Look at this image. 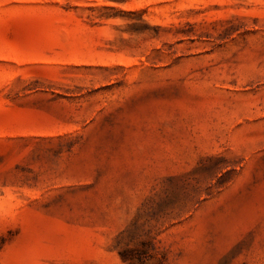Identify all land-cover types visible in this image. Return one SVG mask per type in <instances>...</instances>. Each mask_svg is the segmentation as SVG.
<instances>
[{
    "label": "rangeland",
    "instance_id": "1",
    "mask_svg": "<svg viewBox=\"0 0 264 264\" xmlns=\"http://www.w3.org/2000/svg\"><path fill=\"white\" fill-rule=\"evenodd\" d=\"M0 264H264V0H0Z\"/></svg>",
    "mask_w": 264,
    "mask_h": 264
}]
</instances>
